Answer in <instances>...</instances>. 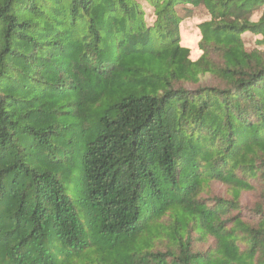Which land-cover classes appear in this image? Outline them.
Instances as JSON below:
<instances>
[{
	"label": "trees",
	"instance_id": "16d2710c",
	"mask_svg": "<svg viewBox=\"0 0 264 264\" xmlns=\"http://www.w3.org/2000/svg\"><path fill=\"white\" fill-rule=\"evenodd\" d=\"M146 1L0 0V264H264V0Z\"/></svg>",
	"mask_w": 264,
	"mask_h": 264
},
{
	"label": "rangeland",
	"instance_id": "374dc122",
	"mask_svg": "<svg viewBox=\"0 0 264 264\" xmlns=\"http://www.w3.org/2000/svg\"><path fill=\"white\" fill-rule=\"evenodd\" d=\"M145 10L147 11V21L152 24L155 20L153 14V8L148 4L146 0H139ZM178 14L180 15V35H181V44L185 47H188L190 51V57L192 60L198 59L202 50L199 47V42L201 40L202 34L199 28V24L207 21L211 18L208 10L204 5L199 6H178ZM262 13V9L256 10L252 15L251 19L256 20ZM243 39L245 42V48L248 51L259 48L264 51V41L261 42L262 36L254 35L250 32L243 34ZM200 82L207 84H215L216 81L210 73L200 75ZM234 193V189L231 185H227L222 182H212L207 186L202 194L203 197L209 198L213 196H220L223 198H231ZM240 204L243 214H248L256 207L257 204L261 203V200L264 199V196L261 194V190H247L241 192ZM201 242L198 241L196 246L198 249H203L211 242ZM175 245V244H174ZM170 240L165 239V237H159L156 239L154 244V249H161L162 251L167 250L169 247H174ZM176 246V245H175ZM77 264H82L81 262Z\"/></svg>",
	"mask_w": 264,
	"mask_h": 264
}]
</instances>
